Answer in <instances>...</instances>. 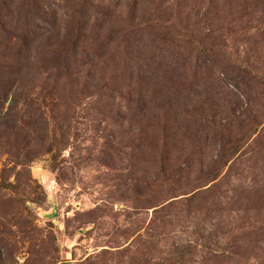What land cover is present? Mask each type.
I'll use <instances>...</instances> for the list:
<instances>
[{
  "label": "rangeland",
  "instance_id": "obj_1",
  "mask_svg": "<svg viewBox=\"0 0 264 264\" xmlns=\"http://www.w3.org/2000/svg\"><path fill=\"white\" fill-rule=\"evenodd\" d=\"M0 264H264V0H0Z\"/></svg>",
  "mask_w": 264,
  "mask_h": 264
}]
</instances>
